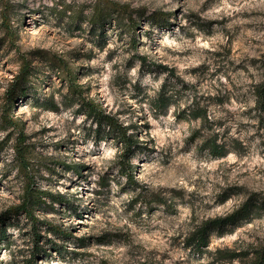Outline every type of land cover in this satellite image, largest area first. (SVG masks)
Masks as SVG:
<instances>
[{
    "label": "rangeland",
    "instance_id": "1",
    "mask_svg": "<svg viewBox=\"0 0 264 264\" xmlns=\"http://www.w3.org/2000/svg\"><path fill=\"white\" fill-rule=\"evenodd\" d=\"M115 1L143 14L136 35L113 13L92 26L97 0H0V217L23 193L18 133L2 116L24 56L31 79L12 115L32 151L35 186L65 200L46 198L54 208L35 216L69 235L40 226L39 264H238L219 251L263 241L264 217L212 233L201 252L192 238L249 193L264 194V111L255 94L264 82V0ZM6 25L15 44L6 42ZM57 60L73 67L85 99L138 135L145 151L134 159L137 185L119 174L120 145L95 133ZM204 111L208 121L195 119ZM213 135L226 156L204 148ZM11 222L0 264H24L34 229L24 214Z\"/></svg>",
    "mask_w": 264,
    "mask_h": 264
},
{
    "label": "trees",
    "instance_id": "2",
    "mask_svg": "<svg viewBox=\"0 0 264 264\" xmlns=\"http://www.w3.org/2000/svg\"><path fill=\"white\" fill-rule=\"evenodd\" d=\"M97 3L98 5L90 19V24L92 26H101L105 24V18L113 13L122 17H127L129 20L128 27L133 34L136 35V30L140 26V20L144 18L143 14L134 17L135 9H132L127 3H121L115 0H97ZM154 18H160L159 20H161L163 25L168 24V19L164 14L157 13ZM155 22L159 23L160 21L156 20ZM5 32L6 42L15 44V41L18 40L16 32L9 25H6ZM21 61L19 73L16 75L15 81L12 83L7 96V105L3 110L2 121L5 129H13L18 133L14 151L15 160L17 161V171L23 182V193L21 195V203L11 206L7 212L0 217V247L9 246L7 230L8 227L13 224L11 222V217L16 219L20 214H24L33 226V240L35 245L31 251V257L25 259L24 264H39L38 258L46 256V252L43 250L44 248L40 246L42 237L38 231H40V226L47 225L44 222L42 223L35 216V211L41 206L47 208L53 207L52 205H47V199H49V202L53 205H61L65 200L61 195L43 191L35 186V175L33 174L34 169L32 167V151L25 144L27 136L24 134V127L21 120L14 118L12 115V107L20 96L25 95V85L31 79V62L24 56ZM56 62V70L59 71L60 74L64 73V81L67 82L73 94L82 100V107L87 111L89 118L92 119V122L96 126L95 133L104 134L106 137H113L120 145L121 148L117 161L119 174L126 178L128 184L137 185L134 159L137 154L145 151L143 143L139 140L138 135L131 132V126L120 122L115 115L107 113L102 105L96 103L95 100L85 99L83 90L77 85V75L73 67L62 60H57ZM255 94L257 98V109L264 111V82L256 87ZM195 119L206 122L208 121V115L204 111L201 114H197ZM203 146L210 155L215 157H223L228 153L227 151H222L224 147L222 144L218 143L216 135L205 138ZM226 200L227 199H225V201ZM263 217L264 194L257 192L249 193L244 201L237 205L231 212L223 216L208 219L201 224V226L194 231L192 241L201 252L200 247L208 246L212 233L224 235L225 233L235 231L242 224L252 223ZM47 229L48 233H53L55 236H61L63 238L69 236L68 233L62 231L55 225H48ZM84 240L85 239H80L79 244H84ZM52 245L53 250H57L61 253V249L56 244L53 243ZM219 254L222 256L223 260H227L231 263L264 264V240L257 244H251L240 251L226 250L219 251Z\"/></svg>",
    "mask_w": 264,
    "mask_h": 264
}]
</instances>
